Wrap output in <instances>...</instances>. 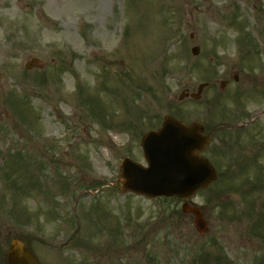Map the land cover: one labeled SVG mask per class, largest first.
Instances as JSON below:
<instances>
[{"label":"rangeland","instance_id":"374dc122","mask_svg":"<svg viewBox=\"0 0 264 264\" xmlns=\"http://www.w3.org/2000/svg\"><path fill=\"white\" fill-rule=\"evenodd\" d=\"M234 1L0 0L4 251L20 238L55 261L64 254V264H259V139L253 147L233 144L227 168L238 160V169L222 176L223 161L217 181L194 196L208 221L205 235L177 199L149 200L102 186L118 178L123 158L143 162L141 134L137 140L132 134L138 128H157L166 115L202 123L211 88L198 101L179 96L185 89L196 92L201 83L219 86L228 70L221 60L253 70L258 59L250 51L256 36L264 41V4L237 0L244 15L234 18L225 9ZM252 8L260 18L256 25ZM195 45L197 56L191 52ZM32 58L42 67L27 70ZM220 154L224 160L229 153ZM79 239L91 248L75 247ZM120 248L126 256L117 253ZM222 254L221 262L211 258Z\"/></svg>","mask_w":264,"mask_h":264},{"label":"water","instance_id":"95a60500","mask_svg":"<svg viewBox=\"0 0 264 264\" xmlns=\"http://www.w3.org/2000/svg\"><path fill=\"white\" fill-rule=\"evenodd\" d=\"M193 52L198 53L199 49L195 48ZM35 62L38 63L32 60L28 67ZM201 131L202 127L198 124L186 126L166 117L163 128L157 133H149L144 139L148 167L129 159L123 161L120 181L122 188L150 198L176 196L187 199L199 188L207 187L216 175L210 163L196 155L207 144V138L200 135ZM183 210L195 214V224L200 233L207 231L206 223L197 208L184 204ZM7 262L39 264L29 248L18 240L11 243Z\"/></svg>","mask_w":264,"mask_h":264},{"label":"flooded vegetation","instance_id":"af4514ba","mask_svg":"<svg viewBox=\"0 0 264 264\" xmlns=\"http://www.w3.org/2000/svg\"><path fill=\"white\" fill-rule=\"evenodd\" d=\"M234 2L238 3L237 0ZM262 3L264 4V0ZM263 8L264 5L261 6V10ZM242 15L244 14H240ZM249 16L256 20L260 19L259 14L256 13ZM236 66L232 65V67ZM220 84L222 105L219 121L215 124L209 96L204 133L214 140L221 137L222 141L232 139L245 130L254 131L255 136L264 134V76L258 77L253 75L252 71L247 73L245 69L239 68L227 72ZM255 84L259 86L254 88Z\"/></svg>","mask_w":264,"mask_h":264}]
</instances>
